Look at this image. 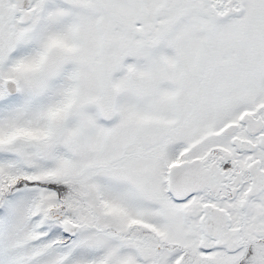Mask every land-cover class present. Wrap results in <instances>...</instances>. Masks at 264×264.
<instances>
[{"label": "snow or ice", "instance_id": "1", "mask_svg": "<svg viewBox=\"0 0 264 264\" xmlns=\"http://www.w3.org/2000/svg\"><path fill=\"white\" fill-rule=\"evenodd\" d=\"M0 264H264V0H0Z\"/></svg>", "mask_w": 264, "mask_h": 264}]
</instances>
